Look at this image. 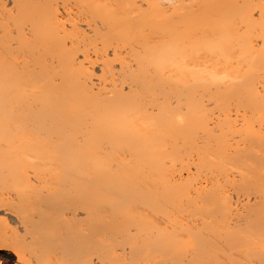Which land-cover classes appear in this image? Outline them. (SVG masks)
<instances>
[{
    "label": "bare ground",
    "instance_id": "bare-ground-1",
    "mask_svg": "<svg viewBox=\"0 0 264 264\" xmlns=\"http://www.w3.org/2000/svg\"><path fill=\"white\" fill-rule=\"evenodd\" d=\"M3 260L264 264V0H0Z\"/></svg>",
    "mask_w": 264,
    "mask_h": 264
},
{
    "label": "rangeland",
    "instance_id": "rangeland-1",
    "mask_svg": "<svg viewBox=\"0 0 264 264\" xmlns=\"http://www.w3.org/2000/svg\"><path fill=\"white\" fill-rule=\"evenodd\" d=\"M215 114L217 115V113H215ZM2 262H3V264H10L11 263V261H7V260H3Z\"/></svg>",
    "mask_w": 264,
    "mask_h": 264
}]
</instances>
